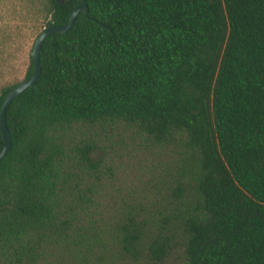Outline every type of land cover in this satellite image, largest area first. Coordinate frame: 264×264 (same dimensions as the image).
Wrapping results in <instances>:
<instances>
[{
    "label": "trees",
    "instance_id": "16d2710c",
    "mask_svg": "<svg viewBox=\"0 0 264 264\" xmlns=\"http://www.w3.org/2000/svg\"><path fill=\"white\" fill-rule=\"evenodd\" d=\"M80 2L28 0L42 29ZM86 2L92 19L45 39L6 112L0 264H264V0ZM110 122L181 141L146 209L102 206L93 146L66 141Z\"/></svg>",
    "mask_w": 264,
    "mask_h": 264
},
{
    "label": "rangeland",
    "instance_id": "374dc122",
    "mask_svg": "<svg viewBox=\"0 0 264 264\" xmlns=\"http://www.w3.org/2000/svg\"><path fill=\"white\" fill-rule=\"evenodd\" d=\"M42 18L28 0H0V87L25 76ZM70 149L92 145V162L99 164L100 204L143 206L163 195L177 171L181 141L174 137L158 144L124 122L80 124L66 137ZM180 252L171 255L177 261Z\"/></svg>",
    "mask_w": 264,
    "mask_h": 264
},
{
    "label": "water",
    "instance_id": "95a60500",
    "mask_svg": "<svg viewBox=\"0 0 264 264\" xmlns=\"http://www.w3.org/2000/svg\"><path fill=\"white\" fill-rule=\"evenodd\" d=\"M81 13H83L87 19H92L89 16V9L86 0H81V2L75 7L69 16L67 23L61 26L49 25L44 27L35 38L31 51L33 73L29 78L25 79L10 90V92L5 96L0 108V140L2 141V145L0 147V163L12 148V140L6 124V112L16 98H18L28 88L34 86L39 80L41 76L40 53L43 42L53 33L65 35L71 31L78 15Z\"/></svg>",
    "mask_w": 264,
    "mask_h": 264
}]
</instances>
